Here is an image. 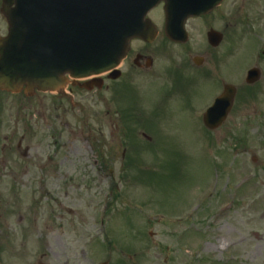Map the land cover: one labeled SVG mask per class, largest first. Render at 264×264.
<instances>
[{
    "label": "flooded vegetation",
    "instance_id": "af4514ba",
    "mask_svg": "<svg viewBox=\"0 0 264 264\" xmlns=\"http://www.w3.org/2000/svg\"><path fill=\"white\" fill-rule=\"evenodd\" d=\"M163 9L151 15L157 12V41L169 43L133 41L118 79L105 75L90 90L69 84L60 94L0 92V264H126L117 245L120 254L127 247L110 241L111 225L103 240L90 241L96 225L84 217L94 209L96 188L108 186L111 201L123 207L129 199V176L139 163L128 155L152 140L124 123L145 124L161 115L154 111L186 106L203 82L216 94L228 80L239 83L235 105L241 89L264 98V0H223L189 18L185 44L167 38ZM251 70L258 82L243 85Z\"/></svg>",
    "mask_w": 264,
    "mask_h": 264
},
{
    "label": "rangeland",
    "instance_id": "374dc122",
    "mask_svg": "<svg viewBox=\"0 0 264 264\" xmlns=\"http://www.w3.org/2000/svg\"><path fill=\"white\" fill-rule=\"evenodd\" d=\"M4 30L0 16V35ZM196 100L197 105L189 109L191 115H178L171 123L174 125H170V129L177 130L173 138V144L178 149L174 154L176 164L159 169L155 182L146 185L149 198L143 199L140 195L138 198L148 206L155 204L157 211L171 215L187 203L194 186L200 188L201 184L206 185L213 178V185L208 187L213 197L207 203V206H212L196 215L195 226H192L191 219L183 215L179 224L171 225L168 219L163 220V225L154 223L145 230H133L132 237L134 233L139 236L133 249L142 253V259L137 264H264V135L259 137L260 131L264 130V121L256 119L247 128L243 125L245 121L235 116L223 129L226 133L218 134L216 145L196 115L201 110L198 104L203 103ZM262 113L263 118L260 119H264V111ZM239 125L253 132L245 138L242 150L236 153L234 145L242 138L228 137L227 132L241 127ZM215 146L229 151L230 155L227 168L222 173L219 171L216 186L214 177H217L218 168L213 162ZM241 157L242 163L238 164L237 159ZM254 157L257 160L253 163ZM181 163L186 164L179 166ZM198 192L196 202L207 195ZM236 193L239 194L237 209L233 207L232 211L219 218L221 208L218 207L222 204L219 200L222 197L229 200ZM200 210L202 212V208ZM155 211L150 207L147 215ZM189 229L194 231L191 240L194 243L187 247L184 243L187 242ZM149 231L155 234L153 238L148 236Z\"/></svg>",
    "mask_w": 264,
    "mask_h": 264
},
{
    "label": "water",
    "instance_id": "95a60500",
    "mask_svg": "<svg viewBox=\"0 0 264 264\" xmlns=\"http://www.w3.org/2000/svg\"><path fill=\"white\" fill-rule=\"evenodd\" d=\"M4 1L6 5L13 2ZM87 1L16 0L17 8L15 12L9 14L12 22L7 40L9 45L4 47L1 54L0 88H12L23 84L47 86L68 70L86 76L94 73L96 67H100L99 72L105 70L100 65L113 62L117 64L125 54L126 44L113 45V42L109 43L107 39L102 48L91 52L80 38L61 37L59 31L54 32L53 27L46 23V13H52L51 16L59 20L57 23L60 25L80 10L81 2L85 5ZM99 1L98 6L104 10L106 17L109 12H116L118 17H122V26L118 31L128 33L127 29L132 23L133 16L137 15V8H133L137 0Z\"/></svg>",
    "mask_w": 264,
    "mask_h": 264
}]
</instances>
